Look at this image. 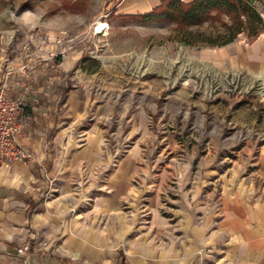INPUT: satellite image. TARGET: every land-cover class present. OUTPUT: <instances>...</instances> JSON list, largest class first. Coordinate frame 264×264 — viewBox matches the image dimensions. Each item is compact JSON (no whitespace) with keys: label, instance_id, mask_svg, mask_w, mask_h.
Returning <instances> with one entry per match:
<instances>
[{"label":"crops","instance_id":"1","mask_svg":"<svg viewBox=\"0 0 264 264\" xmlns=\"http://www.w3.org/2000/svg\"><path fill=\"white\" fill-rule=\"evenodd\" d=\"M262 32L205 45L218 50L201 58L220 73L261 72ZM84 49L6 66L33 160L0 164V264H264V139L229 147L210 120L200 130V118H182L165 67L93 86L100 67L82 65ZM189 86L174 96H193Z\"/></svg>","mask_w":264,"mask_h":264},{"label":"rangeland","instance_id":"2","mask_svg":"<svg viewBox=\"0 0 264 264\" xmlns=\"http://www.w3.org/2000/svg\"><path fill=\"white\" fill-rule=\"evenodd\" d=\"M158 1L0 0V83L11 70L8 66L44 58L59 46L72 50L84 46L82 65L88 69L100 67L96 74L87 76L93 86H103L104 90L126 87L130 77L142 76L143 68L165 67L168 104L173 108L179 105L178 115L200 118V130L210 120L215 135L229 147L235 142L233 147L239 148L246 141L257 147L264 139V69L256 73L232 69L215 73L201 57L202 52L218 50L216 47L185 45L175 24L139 21L124 13ZM256 5L264 18V0ZM101 25L104 30L99 32ZM199 28L206 32L214 29L208 23ZM253 39L241 34L238 42L249 44ZM185 80L193 96L187 97L184 92L183 98L175 97L180 94L175 90ZM197 93L204 94L206 110L193 103Z\"/></svg>","mask_w":264,"mask_h":264},{"label":"trees","instance_id":"3","mask_svg":"<svg viewBox=\"0 0 264 264\" xmlns=\"http://www.w3.org/2000/svg\"><path fill=\"white\" fill-rule=\"evenodd\" d=\"M258 0H160L144 13L127 14L139 21L163 20L173 23L181 42L191 46H221L239 35L257 37L264 29ZM212 25L210 32L201 30Z\"/></svg>","mask_w":264,"mask_h":264},{"label":"built area","instance_id":"4","mask_svg":"<svg viewBox=\"0 0 264 264\" xmlns=\"http://www.w3.org/2000/svg\"><path fill=\"white\" fill-rule=\"evenodd\" d=\"M25 74V70H23ZM11 71L6 73V80L0 83V164L10 165L14 162H29L33 154L22 143V130L19 113L22 99L8 95L10 84L7 80ZM24 246L19 251L26 250Z\"/></svg>","mask_w":264,"mask_h":264},{"label":"bare ground","instance_id":"5","mask_svg":"<svg viewBox=\"0 0 264 264\" xmlns=\"http://www.w3.org/2000/svg\"><path fill=\"white\" fill-rule=\"evenodd\" d=\"M103 30H104V27H103L102 25L99 26L98 29H97V31H99V32H100V31H103Z\"/></svg>","mask_w":264,"mask_h":264}]
</instances>
